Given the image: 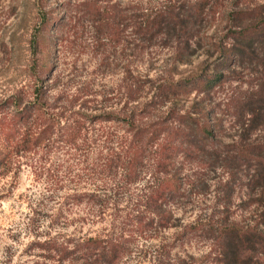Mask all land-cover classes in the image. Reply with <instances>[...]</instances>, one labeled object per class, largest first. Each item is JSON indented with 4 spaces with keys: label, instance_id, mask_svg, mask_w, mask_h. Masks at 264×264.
<instances>
[{
    "label": "rangeland",
    "instance_id": "obj_1",
    "mask_svg": "<svg viewBox=\"0 0 264 264\" xmlns=\"http://www.w3.org/2000/svg\"><path fill=\"white\" fill-rule=\"evenodd\" d=\"M203 2L205 11L186 28L191 46L180 55L174 29H156L147 37L140 22L146 14L166 10L194 14L190 5L201 0H0V113L7 116L20 108L16 105H32L39 90L46 111L59 118L45 148L15 157L0 174V264H61L39 243L54 238L75 244L105 234H121L134 244L122 264H158L160 253L159 264H218L207 237L181 238V233L185 226L225 218L248 222L252 207L244 178L225 188L230 175L220 166L180 159L184 195L172 204L178 225L141 236L130 214L144 180L121 174L119 184L114 171L100 167L108 147H73L58 140L60 127L74 120L122 133L118 120L123 114L146 110L138 118L148 121L174 105L185 111L195 101L206 108L219 105L212 114L220 122L217 135L226 143L240 140L241 125L222 104L234 92L256 88L263 64L245 59L220 70L227 80L210 95L192 91L161 99L159 88L169 79L212 72L218 52L208 43L211 37L225 42L230 28L248 22L229 18L251 15L264 0ZM121 9L127 15L123 26ZM251 134L264 138V131L246 138ZM92 192L100 196L96 201L75 197Z\"/></svg>",
    "mask_w": 264,
    "mask_h": 264
},
{
    "label": "trees",
    "instance_id": "obj_2",
    "mask_svg": "<svg viewBox=\"0 0 264 264\" xmlns=\"http://www.w3.org/2000/svg\"><path fill=\"white\" fill-rule=\"evenodd\" d=\"M203 1L190 5L189 11H194V14L171 10L146 14L139 29L144 26L147 37L154 36L156 29H174L178 53L183 55L191 46L192 39V35L186 33V28L193 17L198 19L205 11L207 3ZM126 17L121 9V26L126 22ZM232 18L248 22L230 28L225 42H216L211 37L208 43L218 52L212 72L202 70L191 77L169 79L159 88L161 99L189 95L192 91L210 95L227 80L220 70L229 68L237 61L247 59L264 65V3L255 6L251 15L231 16L229 19ZM35 40V46L39 47L38 38ZM36 93L37 102L32 105H16L20 108L11 115L0 113V174L15 157L45 148L55 133L59 118L57 114L46 111L39 90ZM222 105L234 114L241 125L243 134L238 141L223 142L217 135L219 119L212 115L217 105L206 108L198 101L185 111H180L174 105L165 115L148 121L138 118L146 110L123 114L118 120L122 133L121 128H95L85 126L81 120H74L72 124L60 127L58 140L73 147H108L110 152L102 157L100 167L103 166L108 172L114 171L115 176L120 177L119 184L121 174L127 180H137L139 177L144 180L142 192L130 214L141 236H150L157 228L169 229L178 225L176 208L172 204L180 201L184 195L180 159L192 157L220 166L230 175L224 182L225 188L236 186L237 180L244 178L246 201L252 207L248 222L225 218L212 224H191L184 227L187 229L181 233V238L188 234L207 237L212 242L214 260L218 264H264V138L261 135L252 138V134L246 138L251 132L264 131V74L256 88L234 92ZM75 197L78 200L87 198L88 201L95 198L93 201H96L100 196L92 192L75 194ZM115 220L121 229V216ZM39 245L42 251L58 257L61 264H122V260L129 258L135 247L121 234L90 237L75 244L48 238ZM157 249L155 255H158ZM161 255L156 256L158 264L162 261Z\"/></svg>",
    "mask_w": 264,
    "mask_h": 264
}]
</instances>
